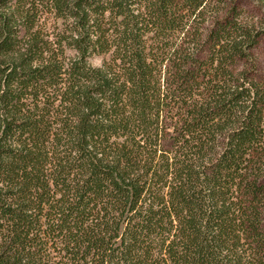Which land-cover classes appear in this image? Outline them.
Wrapping results in <instances>:
<instances>
[{
    "label": "trees",
    "instance_id": "obj_1",
    "mask_svg": "<svg viewBox=\"0 0 264 264\" xmlns=\"http://www.w3.org/2000/svg\"><path fill=\"white\" fill-rule=\"evenodd\" d=\"M236 1L0 0V264H264Z\"/></svg>",
    "mask_w": 264,
    "mask_h": 264
},
{
    "label": "rangeland",
    "instance_id": "obj_2",
    "mask_svg": "<svg viewBox=\"0 0 264 264\" xmlns=\"http://www.w3.org/2000/svg\"><path fill=\"white\" fill-rule=\"evenodd\" d=\"M237 8L244 21L254 25V30L260 32L256 45L250 50L249 60L242 64L251 75L264 82V0H237ZM101 56H91L89 61L99 65Z\"/></svg>",
    "mask_w": 264,
    "mask_h": 264
}]
</instances>
